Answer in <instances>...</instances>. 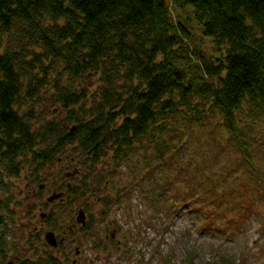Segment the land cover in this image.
I'll list each match as a JSON object with an SVG mask.
<instances>
[{
    "label": "trees",
    "instance_id": "trees-1",
    "mask_svg": "<svg viewBox=\"0 0 264 264\" xmlns=\"http://www.w3.org/2000/svg\"><path fill=\"white\" fill-rule=\"evenodd\" d=\"M206 131L213 158L191 145ZM258 133L264 0H0V184L27 167L39 182L60 156L92 171L139 154L177 170L151 200L169 181L168 209L189 207L200 233L234 239L264 220ZM225 148L236 157L215 158ZM84 179L75 201L93 192ZM219 258L209 264H237Z\"/></svg>",
    "mask_w": 264,
    "mask_h": 264
},
{
    "label": "rangeland",
    "instance_id": "rangeland-1",
    "mask_svg": "<svg viewBox=\"0 0 264 264\" xmlns=\"http://www.w3.org/2000/svg\"><path fill=\"white\" fill-rule=\"evenodd\" d=\"M200 44L201 49L210 52L211 44L208 41L203 40ZM40 106L37 108H43V105ZM36 116L39 117V113L36 112ZM47 117H55L52 109ZM258 135L261 136V145H264V134ZM209 137L206 131L200 138L192 139L194 152H197V148L199 151L205 149L212 156L208 146L210 141L207 144ZM230 154L236 157L233 150L228 148L221 152L215 150L214 156L226 160ZM141 156H131L128 161L119 164L106 158L92 171L80 166L78 161L70 164L68 159L60 156L57 163L45 166L40 171L39 182H33L30 174L35 172L31 167L25 168L18 177L3 175L0 184V246L5 249L6 257L1 262L19 263L15 258L19 256L21 263L31 261L27 264H33L32 261L45 253L41 239L32 236L36 227H42L41 219L38 217L36 220V216L49 191L57 189L61 178L69 174L72 186L84 181V176L88 179L86 181L91 182L89 188L94 183L93 192H86L84 198L78 197L79 200L75 202L89 207L96 221L87 238L80 234L82 245L95 264H209L220 262L221 255L231 254L237 264L240 259L243 264H264V220L252 219L248 231L234 239L200 233L196 228L197 218L189 207H183L179 213L168 209L174 201V189L169 181L162 187L165 189L164 195L151 200L159 191L160 182L165 181L163 175H169L172 182L177 181L176 167H164L155 158L144 160L139 158ZM75 171L79 175L75 176ZM97 178L99 182L95 183ZM42 185L45 188L39 193ZM181 187L187 188L186 185ZM107 198L113 199L109 207L104 205ZM8 200L10 203H7ZM63 216L67 218L66 221L69 220L68 214ZM29 220L34 223L30 224ZM110 233L115 234V242L105 241V236ZM39 234L40 229L36 235ZM193 253L195 260L191 263L189 257Z\"/></svg>",
    "mask_w": 264,
    "mask_h": 264
},
{
    "label": "flooded vegetation",
    "instance_id": "flooded-vegetation-1",
    "mask_svg": "<svg viewBox=\"0 0 264 264\" xmlns=\"http://www.w3.org/2000/svg\"><path fill=\"white\" fill-rule=\"evenodd\" d=\"M74 174L77 176L79 175V172L75 171ZM61 180V183H59L56 187L57 189L50 190L49 194L45 197V201H43V204L39 207V212L42 211V213L40 214L38 212L36 220L38 217L41 219L40 223L42 227H36L35 229L37 230H35V234L32 236L34 238H39V240L41 239L40 241L43 247H45V253L41 255L38 260L32 261V263L95 264V260L89 258L88 252L85 250V246L82 245L84 243L82 242L81 235L84 234V238H87L90 234L93 223L95 224L96 221L92 218L93 215L89 212V207H85L79 203V205H77L75 202V197L70 192L72 190V184L69 183V174H66L65 177L61 178ZM44 188L45 186L42 185L39 188V193ZM54 196L58 197L51 202L48 201ZM64 214L69 215L68 221H66L67 218L63 216ZM29 223L33 224L34 222L29 220ZM38 229L41 230V234L36 235ZM50 232L55 235V246L50 245L46 239L47 233ZM114 239V233H110L105 236L106 242H115ZM46 248H49V250L46 251ZM4 251L5 249L0 250V264H6L5 262H1V259H5L6 257ZM15 258L19 263L9 262L8 264H25L24 262L21 263L22 261L19 260V256H16ZM30 262L26 261V264Z\"/></svg>",
    "mask_w": 264,
    "mask_h": 264
},
{
    "label": "water",
    "instance_id": "water-1",
    "mask_svg": "<svg viewBox=\"0 0 264 264\" xmlns=\"http://www.w3.org/2000/svg\"><path fill=\"white\" fill-rule=\"evenodd\" d=\"M74 130V129H73ZM58 197V196H57ZM57 197H51L48 201H53L54 199H56ZM82 214V213H81ZM81 216V215H80ZM46 239L48 241V243L52 246H55L56 245V240H55V235L54 233L50 232V233H47L46 235Z\"/></svg>",
    "mask_w": 264,
    "mask_h": 264
}]
</instances>
